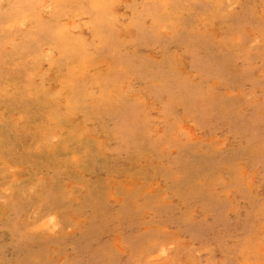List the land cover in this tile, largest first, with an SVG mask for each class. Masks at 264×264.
<instances>
[{"label": "rangeland", "instance_id": "rangeland-1", "mask_svg": "<svg viewBox=\"0 0 264 264\" xmlns=\"http://www.w3.org/2000/svg\"><path fill=\"white\" fill-rule=\"evenodd\" d=\"M0 264H264V0H0Z\"/></svg>", "mask_w": 264, "mask_h": 264}, {"label": "bare ground", "instance_id": "bare-ground-1", "mask_svg": "<svg viewBox=\"0 0 264 264\" xmlns=\"http://www.w3.org/2000/svg\"><path fill=\"white\" fill-rule=\"evenodd\" d=\"M43 222V221H42Z\"/></svg>", "mask_w": 264, "mask_h": 264}]
</instances>
